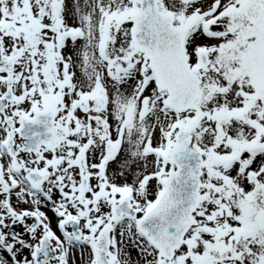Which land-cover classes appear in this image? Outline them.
<instances>
[{
	"label": "snow or ice",
	"instance_id": "obj_1",
	"mask_svg": "<svg viewBox=\"0 0 264 264\" xmlns=\"http://www.w3.org/2000/svg\"><path fill=\"white\" fill-rule=\"evenodd\" d=\"M0 264H264V0H0Z\"/></svg>",
	"mask_w": 264,
	"mask_h": 264
}]
</instances>
